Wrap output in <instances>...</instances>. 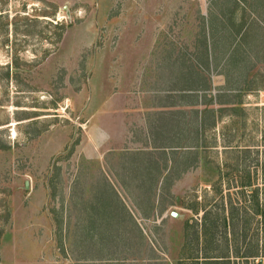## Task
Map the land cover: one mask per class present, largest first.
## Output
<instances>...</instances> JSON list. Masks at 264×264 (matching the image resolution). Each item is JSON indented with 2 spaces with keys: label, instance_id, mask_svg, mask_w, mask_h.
Returning a JSON list of instances; mask_svg holds the SVG:
<instances>
[{
  "label": "rangeland",
  "instance_id": "rangeland-1",
  "mask_svg": "<svg viewBox=\"0 0 264 264\" xmlns=\"http://www.w3.org/2000/svg\"><path fill=\"white\" fill-rule=\"evenodd\" d=\"M126 27H158L165 42L194 45L193 58L211 59L200 73L215 94L203 100L222 102L207 114L201 148L169 150L178 162L159 181L126 173L131 166L109 162L89 139L94 84L127 44ZM263 136L264 3L0 0V264L170 262L185 222L201 215L193 208L242 200L247 172L264 187ZM93 194L112 201L110 217L99 205L89 219Z\"/></svg>",
  "mask_w": 264,
  "mask_h": 264
},
{
  "label": "crops",
  "instance_id": "crops-1",
  "mask_svg": "<svg viewBox=\"0 0 264 264\" xmlns=\"http://www.w3.org/2000/svg\"><path fill=\"white\" fill-rule=\"evenodd\" d=\"M122 32L127 44L119 45L109 72L101 68L94 84L89 139L98 151L107 149L109 162L131 166L126 173L159 181L167 177L163 173L168 165L178 162L173 158L177 150L186 154L201 148L199 136L207 114L214 116L222 102L213 107L212 99L203 100L207 92L215 94L200 73L202 63L209 65L211 59L193 58L194 45L167 43L158 27H126ZM207 71L214 82L216 75ZM158 151L167 158L162 166ZM29 232L34 237V230ZM38 259L33 257L29 264H38Z\"/></svg>",
  "mask_w": 264,
  "mask_h": 264
},
{
  "label": "trees",
  "instance_id": "trees-1",
  "mask_svg": "<svg viewBox=\"0 0 264 264\" xmlns=\"http://www.w3.org/2000/svg\"><path fill=\"white\" fill-rule=\"evenodd\" d=\"M252 1L264 3V0ZM204 42L205 44L209 42L208 36L204 38ZM239 177L238 186L242 199L236 201L239 205L228 198L224 205L222 200L221 208H215L210 203L193 208L195 215L201 213L199 219H194L192 223L185 222L186 231L180 243L182 250L177 257L170 262L165 261L164 264H237L232 257L242 258L245 264H249V260H252V264H262L264 187L252 183L248 172ZM111 202L110 199L100 198L97 194L90 195L89 219L96 218L99 205L103 208L102 215L106 218L110 217L109 210L104 211V206ZM252 220L255 222V227L251 225ZM94 228L93 224L90 229ZM230 234L231 238H229ZM241 236L244 239L239 243L238 238ZM243 261L240 264H243Z\"/></svg>",
  "mask_w": 264,
  "mask_h": 264
},
{
  "label": "water",
  "instance_id": "water-1",
  "mask_svg": "<svg viewBox=\"0 0 264 264\" xmlns=\"http://www.w3.org/2000/svg\"><path fill=\"white\" fill-rule=\"evenodd\" d=\"M25 188H28V181H25ZM172 215L177 216L176 212H172Z\"/></svg>",
  "mask_w": 264,
  "mask_h": 264
}]
</instances>
